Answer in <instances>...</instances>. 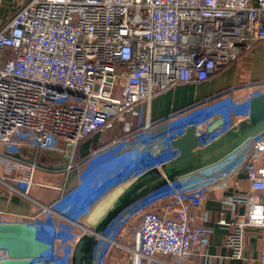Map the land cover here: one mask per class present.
<instances>
[{"label":"built area","instance_id":"2783aa9c","mask_svg":"<svg viewBox=\"0 0 264 264\" xmlns=\"http://www.w3.org/2000/svg\"><path fill=\"white\" fill-rule=\"evenodd\" d=\"M260 43L264 0H24L0 24V145L7 149L0 151V162L7 171L22 172L17 187L27 195L39 163L13 155L22 137H33L37 148L60 140L74 149L81 139L111 123L149 110L162 93L210 80ZM263 91L249 96L243 116L249 99ZM198 110L202 112L176 113L189 116ZM217 111L224 113V124L197 138V146L205 145L234 122H229L232 110L211 109L202 118H186L176 126ZM154 123L142 127L134 139L118 142L102 158L126 145L152 143L176 127L153 140L148 136ZM179 153V148L169 147L147 163L140 161L145 169ZM240 175L247 182L245 191L240 190ZM231 186L236 191L228 194ZM216 187L226 193L216 221L226 231V257L247 261L250 229H261L264 243V130L222 163L169 182L121 211L98 238L92 264H108L112 245L125 254L123 264H183L190 256H199L204 264L222 261L221 255L207 254L212 229L198 224V214L190 210L202 206L204 193ZM37 205L42 210L30 214L45 215L53 230L68 233L57 261L65 255L63 242L70 237L65 242L70 262L80 234L59 217L53 222V210L62 207ZM228 210L230 219L225 216ZM200 218L206 221L208 211ZM6 255L0 249V259ZM258 259L264 264V245Z\"/></svg>","mask_w":264,"mask_h":264},{"label":"water","instance_id":"95a60500","mask_svg":"<svg viewBox=\"0 0 264 264\" xmlns=\"http://www.w3.org/2000/svg\"><path fill=\"white\" fill-rule=\"evenodd\" d=\"M248 114L235 120L205 145L197 146V138L215 132L224 124V113L217 111L201 121L176 126L152 143L139 142L118 148L89 170L77 186L80 200L68 204L55 215L66 223L83 226L75 241L69 264H92L98 238L109 223L132 203L169 182L222 163L238 151L254 135L264 130V91L249 99ZM169 147L180 153L168 161L152 164L128 177L106 192L80 222L87 199L99 192L108 181L118 177L133 163H147ZM81 203V204H80ZM45 215H33L10 209L0 210V249L6 256L0 264H60L61 240L65 229L53 230Z\"/></svg>","mask_w":264,"mask_h":264},{"label":"crops","instance_id":"0c3cea01","mask_svg":"<svg viewBox=\"0 0 264 264\" xmlns=\"http://www.w3.org/2000/svg\"><path fill=\"white\" fill-rule=\"evenodd\" d=\"M11 1L12 0H10V2ZM10 7L11 6L9 5L6 12H4L0 24L8 19L4 18L7 17ZM246 60L248 63H253L256 67H259L260 70H258L257 75L264 76V43L256 44V46L251 49V53ZM224 81L223 78H219V80L206 81L200 85L176 86L174 89L155 97L150 102V111L147 110L144 112L145 114L152 116L154 119L167 116L170 111L185 106L193 100H201L220 91L224 88ZM231 81L230 77L228 82ZM242 116L243 115L239 113H236V115H233L232 113L229 122L231 123L238 120L242 118ZM133 118L134 117L131 116L125 121H121L122 123L118 125L111 123V125L103 130L81 139L74 149L65 143H61L60 140L52 141L51 146L48 148H37L34 145L35 139H33V137H22L18 144L19 146L13 147L14 150H16L13 155L16 157L22 155L27 159L35 160L39 163L40 167H38L33 173L32 178L34 184L28 189V194L24 195L19 187L14 185L17 184V180L20 178L22 172L17 168L7 171L5 165L0 162V209H10L30 214L33 211L32 207L37 203L50 204L56 200H60V207H65L68 204L73 205L78 202L80 200V197L77 195L78 184L83 176L104 158L91 164L83 174L78 172L77 166L82 163L86 155H88L93 149L99 148L100 145L104 144V142L111 137L112 133L114 135H127L125 132V134L122 133L128 129L126 124L129 123V121L134 120ZM106 129L108 130L106 131ZM68 147L70 148L69 150ZM0 151H7V149L5 146L0 145ZM72 163L76 166H72ZM55 164L60 167H55ZM139 165L145 166V164L139 160L125 169L118 177L106 182L99 192L87 199L83 207L82 215L85 216L87 213L85 211L95 196H100L110 185L116 184L126 176H129V174ZM239 178L241 179L240 190L245 191L247 189L246 179L244 178V175H240ZM233 191H236V189L232 186L228 188V194ZM223 194L226 193L221 187L209 189L204 193L202 206L190 209L193 214H198V217H196V222H198V224L202 223L212 229L209 242L210 245H208L206 249L207 254L221 255L223 257L222 261L218 262L213 259L211 264H260L261 262L258 258L264 245L261 238V229H250L252 231L251 238L246 240L244 251L245 256L248 257L247 261H241L238 259L230 260V258L226 257V255L229 254V251L223 245L226 231L224 228L219 227L216 222L222 207L221 197L224 196ZM237 208L240 211L243 210L241 205ZM203 211H208V219L206 221H203V219L200 218ZM225 216L230 219V210L225 213ZM183 264L204 263L203 259L199 258V256H190L184 259Z\"/></svg>","mask_w":264,"mask_h":264},{"label":"rangeland","instance_id":"374dc122","mask_svg":"<svg viewBox=\"0 0 264 264\" xmlns=\"http://www.w3.org/2000/svg\"><path fill=\"white\" fill-rule=\"evenodd\" d=\"M24 0H0V21L2 20V16L4 12H6L8 6L10 5V9L8 10V14L6 18H9L13 15V13L19 8V6L22 4ZM256 46V45H255ZM253 46V48L255 47ZM251 49H245L241 55L236 58L234 61L226 64L224 67L219 69L213 76L210 77V80H219V78H223L224 81V88H222L220 91L214 93L217 94L215 97V100L217 98L221 99V101H215L211 100L212 103L208 104L206 101L203 103V100L201 103H196L198 100H193L190 103L186 104L185 106H182L176 110L170 111V113L167 116L160 117L159 119H154L152 116H149L148 114H145V112H141L140 115L135 116L132 121H129L127 123L128 129L126 131H123L122 134L127 133V135H114L111 134V137L104 142V144L100 145L99 148L93 149L88 155H86L85 159L82 161V163L77 166V170L79 173L83 174V172L90 167L91 164L96 163L97 161H100L102 159V156L104 153H106L110 148L118 144L121 140L127 139L132 140L136 137L135 134H137L139 131H142V127L146 128V125L148 123L152 124V128H149V139H156L160 137L164 132L169 131L174 126L179 124L180 122H183V119L186 118H202L205 116L211 109L215 110V108L225 109V110H232L233 115L236 113L243 114L244 106L246 105L247 99L249 96L259 90L264 89V76L257 75L259 67H256L253 63H248L246 58L250 55ZM231 77V82H228V79ZM230 81V80H229ZM202 84V83H201ZM200 85V84H197ZM190 86V85H187ZM194 86V85H193ZM167 92V91H166ZM165 93V92H164ZM206 103V104H205ZM230 104V105H229ZM185 107H188L186 111L194 110V109H202V112H195V115H189V116H183L179 115L180 113H176L177 110L183 109ZM213 107V108H212ZM186 111H183L181 113H185ZM199 112V113H198ZM176 113V114H175ZM152 115V114H151ZM122 122H114V125H118ZM142 128V129H141ZM108 129H106L107 131ZM151 130V131H150ZM125 132V133H124ZM138 137V136H137ZM70 148L68 147V150ZM72 166H76L73 163ZM40 167V165H39ZM55 167H60L57 164H55ZM38 168V167H37ZM36 168V169H37ZM144 167L142 165L137 166L132 173L129 174V176H126L121 181L117 182L116 184L110 185L104 193H102L100 196H95L92 201L90 202L89 206L87 207L85 212H88L93 206L98 202V200L106 193L109 192L110 189L127 179L128 177L132 176L139 170L143 169ZM36 171V170H35ZM80 175V174H79ZM18 181V180H17ZM32 182L34 184L33 178ZM14 184V183H13ZM31 184V186L33 185ZM18 185V184H14ZM30 186V187H31ZM29 187V188H30ZM28 194V193H27ZM60 200H56L53 203H50V205L54 206H60ZM49 205V204H46ZM36 208V209H35ZM32 209L35 211H39L41 209V206H38L35 204ZM42 210V209H41ZM53 222L58 221V217L53 216ZM80 222L84 223V215L80 217ZM87 227V226H86ZM72 232L76 235H79L84 232L83 226L81 227L78 224H72ZM70 237H67L66 240H64V246L65 248V255L68 251L69 245H67L65 242L68 241ZM251 238V237H250ZM249 238V239H250ZM118 239L120 240L121 237ZM63 255L62 257H66V264H69V261L67 259V255ZM125 254L123 253L122 249L119 247H116L112 245L109 248L108 255H107V263L108 264H123V261L125 259ZM60 261V260H59Z\"/></svg>","mask_w":264,"mask_h":264},{"label":"flooded vegetation","instance_id":"af4514ba","mask_svg":"<svg viewBox=\"0 0 264 264\" xmlns=\"http://www.w3.org/2000/svg\"><path fill=\"white\" fill-rule=\"evenodd\" d=\"M217 94H211V95H209V96H207V97H205L204 99H201V100H198V102H196V103H201L202 102V100H203V103L206 101V103H208V104H211V100H215V96H216ZM216 100H218V98L216 99ZM215 100V101H216ZM210 102V103H209ZM205 103V104H206ZM186 109H188V107H185V108H183V109H179V110H177V112H183V111H186Z\"/></svg>","mask_w":264,"mask_h":264},{"label":"bare ground","instance_id":"6f19581e","mask_svg":"<svg viewBox=\"0 0 264 264\" xmlns=\"http://www.w3.org/2000/svg\"><path fill=\"white\" fill-rule=\"evenodd\" d=\"M198 143V141H196V144ZM60 263L61 264H66V257H61L60 258Z\"/></svg>","mask_w":264,"mask_h":264}]
</instances>
